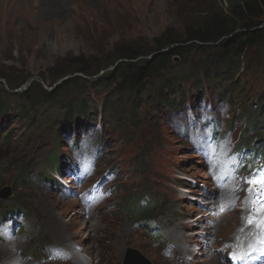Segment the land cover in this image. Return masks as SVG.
Listing matches in <instances>:
<instances>
[{"label":"rangeland","instance_id":"rangeland-1","mask_svg":"<svg viewBox=\"0 0 264 264\" xmlns=\"http://www.w3.org/2000/svg\"><path fill=\"white\" fill-rule=\"evenodd\" d=\"M217 2L222 7L220 0ZM209 3L210 0H0V98L9 102L7 119L2 118L5 113L0 115V192L12 189L10 197H0V216L19 210L27 215L25 222L31 226L7 243L8 255L2 252L7 244L0 243V264L43 261L46 245L76 251L69 264H125L127 251L143 255L151 264H209L212 259L218 264L229 263L225 254L216 253L221 252L220 245L225 242L246 236L241 228L237 229L243 219L238 207L220 215L214 208L207 209L212 205L221 209L217 190L205 171L202 155L182 130L190 124L187 101L200 95L197 102H209V110L215 115L223 114L225 125L233 121L236 135L242 132L243 136L264 141V129L245 125L246 119L264 120V116H250L253 109L248 108L251 104L255 108L264 97V58L258 48L248 49L243 60L247 65L251 63L260 77L255 79L252 72L240 73L243 85L229 104L218 97L224 93L222 87L225 93L231 91L230 87L225 82L224 86H207L214 80H205L203 74L208 75L213 62H205V56L196 51L173 58V72L157 74L152 83L145 85V96L139 100L136 94L116 93L111 87L91 88L90 82L67 89L63 99H74L82 91L88 95L86 103L92 112L88 119L80 116L74 128L61 133L58 122L66 126L75 114L67 113L64 105H56V97L47 104L21 103L17 97L2 94L4 88L13 91L7 79L14 81L22 76L30 79L14 91L24 90L33 80H41L45 88L52 89L45 82L48 69L79 54L94 56L102 52L101 56L107 58L119 41H135L152 50L157 37L169 28L182 33L189 12L204 11ZM176 74L188 78L181 81L187 92L185 100L175 98L165 88L168 100L181 101L177 109L163 105L156 97L148 100V96H157L164 84L173 82L171 77L177 79ZM34 95L42 98L40 90ZM104 103L109 104L107 110ZM23 106L26 107L22 109ZM85 126L90 128L93 140L103 145L93 180L102 179L107 169L116 176L112 183L114 195L88 214L81 211L83 205L74 193L79 189L75 180L65 177V166L73 162V145L81 134L72 143L70 138L78 136ZM213 170L221 177L231 171L221 165ZM246 181L241 172L229 178L221 191L227 203L234 196L250 200L252 194L242 188ZM64 184L71 188V196L65 192L68 186ZM139 206L155 209L149 222L137 215ZM57 218H71L74 222L65 227L66 223H56ZM155 222L162 228L158 236L142 227V223ZM211 225L212 233L204 234ZM61 231L64 235L60 236ZM170 244L174 254L167 257L164 249ZM184 246L190 251H184Z\"/></svg>","mask_w":264,"mask_h":264},{"label":"trees","instance_id":"trees-1","mask_svg":"<svg viewBox=\"0 0 264 264\" xmlns=\"http://www.w3.org/2000/svg\"><path fill=\"white\" fill-rule=\"evenodd\" d=\"M216 2L217 0H210L204 11L189 12L191 18L189 17L190 19L188 18V21L183 24L182 33L167 29L164 34L156 38V44L152 50L135 41H119L114 44L107 58L101 56L102 52L94 56L79 54L64 59L65 62L48 69L50 70L49 77L42 80L50 83L48 86L52 89L45 88L41 80H33L24 90L14 91L30 79V77L22 76L15 77V82L7 79L8 87L13 91H7L4 88L2 94L17 97L21 103L43 102L47 104L56 97L54 100L56 105H64L67 113L75 114V119L71 118L66 126L62 125L63 121L58 122L60 123L58 133H61L74 128L80 121V116L88 119L89 113L92 112L90 105L86 103L88 95L82 91L74 99H63L66 97L67 89L79 86L83 82L87 84L90 82L91 88L93 86L111 87L116 93L136 94L139 100L145 96V85L152 83L151 80L156 79L157 74L173 72V58L185 57L190 52L196 51L198 55L205 56V62H213L208 75L203 74L205 80L211 77L214 80L213 85L209 81L207 86L210 88L224 86L225 82L235 95L236 90L243 85L239 74L245 75L246 73L247 75L248 72H252V75H255V67L251 63L248 65L244 63L245 52L248 49L258 48L264 58V0H220L222 7H219L220 5ZM224 3L227 7H224ZM217 10L219 11L216 12ZM181 13L186 12L181 11ZM176 76L179 77L177 79L171 77L174 83L171 80L169 85L164 84V87L159 89V93L156 92L157 96H148V100L156 97L155 100L159 98L156 101L177 109L181 101L168 100L165 88L170 90V95L175 98L179 96L178 98L185 100L187 92L183 89L181 81L188 80V78L185 74H176ZM259 77L260 75H255V79ZM19 80L22 82H17ZM39 90L42 93L41 99L34 95V92ZM252 105L248 106L253 109L250 111V116L259 118L264 116V97L260 98L255 108ZM8 107V100L0 98V115L5 113L2 115L3 119H7L6 109ZM25 107L23 106L22 109ZM108 107L109 104L104 103V109L107 110ZM84 123L86 124V121ZM248 123L252 124L250 125L252 128L264 129V121L250 120ZM58 139H61V136ZM247 142L253 141L248 137ZM154 210L150 206H139L136 213L144 219H149Z\"/></svg>","mask_w":264,"mask_h":264},{"label":"snow or ice","instance_id":"snow-or-ice-1","mask_svg":"<svg viewBox=\"0 0 264 264\" xmlns=\"http://www.w3.org/2000/svg\"><path fill=\"white\" fill-rule=\"evenodd\" d=\"M250 185L248 191L250 194H255L256 199L250 201L256 207V212L260 215L259 219L246 217L245 219L250 225H258L261 230H264V171H258L246 181ZM233 259L243 260V255L233 254Z\"/></svg>","mask_w":264,"mask_h":264},{"label":"clouds","instance_id":"clouds-1","mask_svg":"<svg viewBox=\"0 0 264 264\" xmlns=\"http://www.w3.org/2000/svg\"><path fill=\"white\" fill-rule=\"evenodd\" d=\"M262 120V119H261ZM264 121V120H263ZM246 123H248L247 121H246ZM228 127V129L229 130H231V125H228L227 126ZM234 138H235V145L238 147V148H241V146L242 147H246V148H248V149H251V147H254V148H256L257 146H260V145H263L264 146V141H258V139H257V137L255 138V139H252V141L253 142H251V143H248L247 142V138L248 137H246V136H243V134H241V135H239V136H235L234 135ZM210 181H211V184H212V186H214L213 185V182H212V180H211V178H210ZM215 187V186H214ZM214 189H216V187L214 188ZM217 190V189H216ZM114 193H115V189H114V191L112 192V196L114 195ZM218 195V194H217ZM219 196H222L221 194H219L218 195V197ZM237 207H239V206H236L234 209H232V210H229V211H226V212H230V211H234L235 209H237ZM211 208H214V205H212V207H210V209ZM221 210V209H220ZM238 211H239V208L237 209ZM226 212H224V213H226ZM221 214V212L219 213V215ZM146 222H149L148 221V219H146Z\"/></svg>","mask_w":264,"mask_h":264},{"label":"bare ground","instance_id":"bare-ground-1","mask_svg":"<svg viewBox=\"0 0 264 264\" xmlns=\"http://www.w3.org/2000/svg\"><path fill=\"white\" fill-rule=\"evenodd\" d=\"M181 97H182V96H181ZM213 202H215V200H214ZM210 203H212V202H210ZM216 207H217V206H216ZM81 211H85V209L82 208ZM210 214L212 215V213H210ZM227 215H228V213H227ZM227 215L225 214L224 217H226ZM55 217H56V216H54V218H55ZM229 217H230V215H229ZM55 221H56V223H66V224H64L65 227H67L68 225H72L73 222H74L73 219H71V218H70V219H67L66 221H65V220H62V218H57V220H55ZM228 224H229V223H228ZM238 224H239V223H237L238 228H237V227H236V228H237V229H240V228H242V227L244 226L245 223H240L239 225H238ZM211 227H213V226L211 225L210 228H211ZM58 229H59V228H58ZM205 232H206V233H210L211 231H203V233H205ZM244 232H245V231H244ZM60 233H61V234H59L60 236H61V235H64V233H63L62 231H61ZM184 237H185V235H183L181 238H184ZM199 241H200V239H199ZM12 243H13V242H12ZM17 243H18V242H17ZM9 244H10V243H9ZM17 245H18V244H17ZM4 246H5V245H4ZM20 246H21V245H20ZM11 247H13V244L11 245ZM183 250L186 251V252H187V251H190V247H186V246H184V247H183ZM9 251H10V249L8 248V244H7V246L3 248V251H2V252H3L4 255H8V254H9ZM209 264H218V263H217V260L212 259L211 261H209Z\"/></svg>","mask_w":264,"mask_h":264},{"label":"water","instance_id":"water-1","mask_svg":"<svg viewBox=\"0 0 264 264\" xmlns=\"http://www.w3.org/2000/svg\"><path fill=\"white\" fill-rule=\"evenodd\" d=\"M11 195H12V189L10 187L0 192V197L2 198H8ZM126 264H151V262H149L147 258L141 254H138L134 251H128Z\"/></svg>","mask_w":264,"mask_h":264}]
</instances>
